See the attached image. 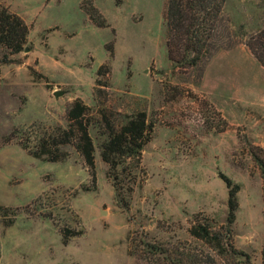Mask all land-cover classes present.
<instances>
[{"label":"rangeland","instance_id":"374dc122","mask_svg":"<svg viewBox=\"0 0 264 264\" xmlns=\"http://www.w3.org/2000/svg\"><path fill=\"white\" fill-rule=\"evenodd\" d=\"M82 1L0 0L30 28L28 50L0 46V60L11 58L0 62V205L11 208L7 218L16 214L11 225L0 215V264H151L130 254L145 241L218 258L191 228L197 218L228 225L225 175L241 185L235 245L263 264L264 175L252 146L264 148V66L247 42L264 29V0H228L222 47L187 68L169 56L168 0H93L109 27L95 25ZM104 64L112 73L100 76ZM78 97L96 109L145 110L156 125L144 149L147 175L132 193L123 190L129 208L102 157L99 127H90L96 184L73 144L55 162L19 144L42 125L66 127ZM65 229L82 233L64 244Z\"/></svg>","mask_w":264,"mask_h":264},{"label":"trees","instance_id":"16d2710c","mask_svg":"<svg viewBox=\"0 0 264 264\" xmlns=\"http://www.w3.org/2000/svg\"><path fill=\"white\" fill-rule=\"evenodd\" d=\"M228 0H168L165 19L168 26V46L171 60L180 67H196L204 60L211 58L221 47V35L225 24V7ZM82 8L91 21L100 27H109L110 23L104 13L93 0H83ZM29 24L18 13L6 5H0V46L10 53H18L25 49L29 39ZM248 46L264 66V29L252 34L247 42ZM113 56L115 42L107 45ZM9 53L3 55L0 62H9ZM112 68L102 65L100 76L110 75ZM102 86L110 87V82L97 80ZM108 97V91L99 87ZM68 125H58L52 129L41 126L38 134L19 136V144L35 158L47 161H62L68 153L62 146L73 144L79 151L88 167L92 182H97L96 146L90 133L91 126L100 128L104 137L101 143L102 157L110 166L109 175L113 178L121 205L129 208L131 202L122 197L123 190L132 193L138 182L140 173L147 175L143 164V155L146 145L152 140L155 123L150 120L148 112L141 110L134 113H123L109 107L95 108L88 105L80 97L76 98L68 109ZM26 131L27 130H21ZM14 138L10 135L4 142ZM253 156L262 168L264 175V148L253 145ZM137 174L134 176V170ZM130 178V180H129ZM230 187V214L228 225L221 230L209 220L197 218L191 228V235L208 245L218 258L206 253L174 252L164 246L145 241L143 249L134 250L130 254L148 260L151 264H253L252 256L236 247L234 242L233 224L237 220L240 208L239 193L241 185L228 175L224 176ZM128 183V185H127ZM10 207L0 205V215L5 223L11 225L16 214L7 218ZM82 231L65 229L62 232L64 244H68ZM140 248V247H138ZM154 260H157L154 261ZM159 261V263H158ZM161 262V263H160ZM264 264V250H263Z\"/></svg>","mask_w":264,"mask_h":264},{"label":"water","instance_id":"95a60500","mask_svg":"<svg viewBox=\"0 0 264 264\" xmlns=\"http://www.w3.org/2000/svg\"><path fill=\"white\" fill-rule=\"evenodd\" d=\"M24 50H28V48L27 47H25V49ZM61 94V91L60 90H57L56 91V95H60ZM105 212V211H104Z\"/></svg>","mask_w":264,"mask_h":264}]
</instances>
